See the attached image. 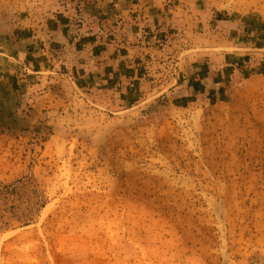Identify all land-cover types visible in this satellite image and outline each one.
<instances>
[{
  "label": "rangeland",
  "instance_id": "1",
  "mask_svg": "<svg viewBox=\"0 0 264 264\" xmlns=\"http://www.w3.org/2000/svg\"><path fill=\"white\" fill-rule=\"evenodd\" d=\"M0 264H264V0H0Z\"/></svg>",
  "mask_w": 264,
  "mask_h": 264
},
{
  "label": "crops",
  "instance_id": "2",
  "mask_svg": "<svg viewBox=\"0 0 264 264\" xmlns=\"http://www.w3.org/2000/svg\"><path fill=\"white\" fill-rule=\"evenodd\" d=\"M98 51H102V49H98ZM101 53H102V52H101ZM112 54H114V51H112ZM113 62H114V64H113ZM108 64L116 65V60L113 59L112 61L106 63V65H108Z\"/></svg>",
  "mask_w": 264,
  "mask_h": 264
},
{
  "label": "trees",
  "instance_id": "3",
  "mask_svg": "<svg viewBox=\"0 0 264 264\" xmlns=\"http://www.w3.org/2000/svg\"><path fill=\"white\" fill-rule=\"evenodd\" d=\"M249 31H250V30H249ZM249 31H248V32H249Z\"/></svg>",
  "mask_w": 264,
  "mask_h": 264
}]
</instances>
